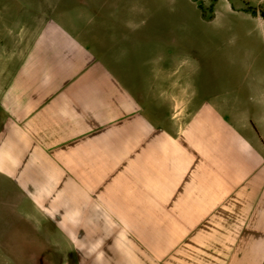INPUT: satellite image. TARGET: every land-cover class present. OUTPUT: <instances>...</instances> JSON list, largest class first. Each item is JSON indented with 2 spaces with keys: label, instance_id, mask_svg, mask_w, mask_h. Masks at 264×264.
Listing matches in <instances>:
<instances>
[{
  "label": "crops",
  "instance_id": "crops-1",
  "mask_svg": "<svg viewBox=\"0 0 264 264\" xmlns=\"http://www.w3.org/2000/svg\"><path fill=\"white\" fill-rule=\"evenodd\" d=\"M63 1L0 0V250L13 233L57 264H264V89L192 97L180 40L138 59V0ZM221 2L264 40V0Z\"/></svg>",
  "mask_w": 264,
  "mask_h": 264
},
{
  "label": "rangeland",
  "instance_id": "rangeland-1",
  "mask_svg": "<svg viewBox=\"0 0 264 264\" xmlns=\"http://www.w3.org/2000/svg\"><path fill=\"white\" fill-rule=\"evenodd\" d=\"M63 2L64 8H67L73 1ZM214 3L215 0H207L206 3L201 0H138V4L147 8L142 15H137L139 20L146 22L138 25L139 45H142L138 48V59L151 51L147 48L151 47L158 31L161 36H174L175 40L181 41L178 46L175 45V53L179 54L177 61L185 60V69L190 70L192 97L195 92L200 99L221 98L243 103L248 100L252 89L256 90L255 93L264 89L263 33L251 18H244L240 13L227 9L225 2L215 6ZM156 4L172 5L173 10L161 7L155 10L153 6ZM255 10L260 15V11L264 13V6ZM102 13L107 17L110 14ZM166 20H172L173 26H152L154 22ZM8 23V17L0 18V39L3 28ZM82 23L85 25L86 22ZM231 23L233 26L229 25ZM4 44H7L5 38ZM2 48L0 45V49ZM179 71L181 70H176L177 74ZM259 94L261 95L260 92ZM6 235L15 244L14 255L11 251L0 250V259H6L5 264H57L54 254L51 252L50 257L49 252L41 251L37 243L25 242L21 235Z\"/></svg>",
  "mask_w": 264,
  "mask_h": 264
},
{
  "label": "trees",
  "instance_id": "trees-1",
  "mask_svg": "<svg viewBox=\"0 0 264 264\" xmlns=\"http://www.w3.org/2000/svg\"><path fill=\"white\" fill-rule=\"evenodd\" d=\"M199 8L202 10V6L199 4ZM252 12L255 14L257 11L255 9L252 10ZM203 13V10H202ZM260 15L264 17V13L260 11Z\"/></svg>",
  "mask_w": 264,
  "mask_h": 264
}]
</instances>
